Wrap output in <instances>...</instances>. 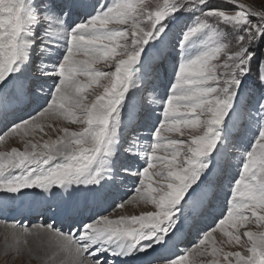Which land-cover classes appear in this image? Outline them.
<instances>
[{
    "label": "snow or ice",
    "instance_id": "6c2138e0",
    "mask_svg": "<svg viewBox=\"0 0 264 264\" xmlns=\"http://www.w3.org/2000/svg\"><path fill=\"white\" fill-rule=\"evenodd\" d=\"M261 46L264 5L245 0H0V143L22 145L0 151V193L102 198L134 179L127 198L67 232L55 219L5 220V255L23 244L37 259L54 246L65 264H264ZM169 57L164 92H150L137 119L138 82ZM25 98L29 109L8 121ZM217 178L223 207L185 243L189 218L213 209Z\"/></svg>",
    "mask_w": 264,
    "mask_h": 264
},
{
    "label": "rangeland",
    "instance_id": "374dc122",
    "mask_svg": "<svg viewBox=\"0 0 264 264\" xmlns=\"http://www.w3.org/2000/svg\"><path fill=\"white\" fill-rule=\"evenodd\" d=\"M58 4L69 3L70 0H56ZM87 2H94V0H87ZM213 3H219L220 0H212ZM246 3H251L256 7L264 5V0H245ZM258 56L264 55V46H261L257 52ZM171 71V57L160 63L153 62L145 74L142 81L138 84L142 92L137 93L136 96V114L137 119L145 115V106L148 104L149 93L158 99V94H162L165 90L164 85L167 83ZM255 80V74L249 77L243 91L246 95L254 94L255 88L252 81ZM153 89L155 91H153ZM143 102L141 103V98ZM29 109L28 101L18 100L8 113V121L15 119L19 115H23ZM127 112V110H126ZM6 121L0 119V128H3ZM75 129L77 126L69 125ZM55 138V133H50ZM238 134H233V139L238 140ZM22 147L18 141H8L7 143H0V151L10 150V147ZM231 153V149H230ZM238 164L233 158L232 166L228 169V176H235L237 173ZM220 178H217L213 183V192L215 195L212 197L213 209L211 212L204 214L193 219L190 217L188 225H186L183 233V240L185 243L194 240L199 229L206 227L212 223L213 216L218 214L220 208L223 207L224 197L223 193L217 188ZM134 183L133 180L123 181L122 186L119 188L114 186H106L103 190L104 195L102 198H97L95 192H87L85 190L63 192L59 189L54 190V194L50 195L42 190H24L26 193L17 199H13L10 195L0 193V264H65L67 260L66 255L54 246H46L40 253L39 259L33 258L27 252L26 246L23 244L9 248L7 255H5V236L9 232V227L5 225L4 221L7 220L9 225L14 220L28 222L35 224L39 222H50L55 219L57 226L63 228L65 232L69 231L72 224L83 218L93 214L94 211L99 210L101 207H107L114 202H119L123 198H127L126 193H130L131 187ZM83 195L84 202L75 206L74 210L70 213L65 212L63 209L67 206L63 196H68L71 199L77 200ZM218 197V198H217ZM127 211L129 214H135L139 211L135 204H127ZM64 215V217H60ZM252 230H256L254 225H250ZM8 243L11 245L13 241L9 238ZM29 246H33L32 241H29ZM160 250L158 249L157 252ZM151 255H156L152 253ZM137 256L135 258H141ZM131 260L133 258H130ZM145 262L135 263L130 260L128 264H148L149 257H144ZM206 259V258H205Z\"/></svg>",
    "mask_w": 264,
    "mask_h": 264
},
{
    "label": "bare ground",
    "instance_id": "6f19581e",
    "mask_svg": "<svg viewBox=\"0 0 264 264\" xmlns=\"http://www.w3.org/2000/svg\"><path fill=\"white\" fill-rule=\"evenodd\" d=\"M34 190H37V189H34ZM63 198L66 199L65 200V204H67V206H69V207L74 206V208H75V206H78V205L82 204L84 202V200H85V199H83V195L82 194H80V196H79V198L77 200L71 199L68 196H63ZM60 217L63 218L64 215H60ZM144 257L145 256H142L141 258H133L132 260L129 259L128 262H130V260H131L132 262H135V263H143V262L147 261V260L144 259Z\"/></svg>",
    "mask_w": 264,
    "mask_h": 264
}]
</instances>
